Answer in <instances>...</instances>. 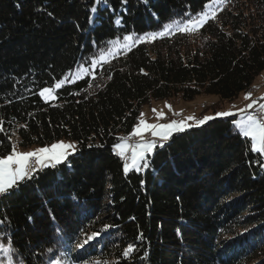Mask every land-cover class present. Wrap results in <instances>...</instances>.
<instances>
[{
  "label": "trees",
  "instance_id": "trees-1",
  "mask_svg": "<svg viewBox=\"0 0 264 264\" xmlns=\"http://www.w3.org/2000/svg\"><path fill=\"white\" fill-rule=\"evenodd\" d=\"M211 2L0 0V158L13 145L76 143L70 165L44 168L0 198L11 264L61 254L66 264H264V158L237 116L173 134L141 171L125 174L114 148L153 100L252 92L264 71V0H227L198 31L120 50L95 79L68 76L110 41L161 31ZM66 76L54 101L38 95ZM93 232L102 234L79 248Z\"/></svg>",
  "mask_w": 264,
  "mask_h": 264
},
{
  "label": "snow or ice",
  "instance_id": "snow-or-ice-1",
  "mask_svg": "<svg viewBox=\"0 0 264 264\" xmlns=\"http://www.w3.org/2000/svg\"><path fill=\"white\" fill-rule=\"evenodd\" d=\"M101 0H96V3L99 4ZM106 3L107 0H104ZM227 0H212L211 3L206 5V8L209 10H201L196 14L185 13L187 17L184 20H181L176 23L175 27L180 32H195L202 28L208 20L215 19L216 12L212 11L215 6L219 4L226 3ZM122 3L126 4L127 0H122ZM190 7V6H189ZM93 13L97 11L95 7L91 9ZM51 15V14H50ZM117 24H120V21H116ZM174 25L172 23L166 24L163 26V31L147 32L144 34L129 33L123 36V49L130 50L134 45H139L142 42L154 41L156 38H163L170 29H173ZM112 44L118 43V41H110ZM95 45V41H93ZM115 51H108L105 53L101 51L99 57L95 56L91 58H85L84 61L80 63V66L75 69V78H91L95 79L97 70H103L104 64L108 61L105 59V56L113 57L115 56ZM72 73L69 72L68 76H71ZM68 77L57 81L55 83V88L59 89ZM50 87H44L39 92L38 95L41 96L45 101L48 100V94L50 93ZM78 93H73L76 95ZM247 99L251 98V93L246 97ZM249 104L247 109H241L240 113H233L230 111H221L216 114V117L205 116L202 120L196 122L197 126H200L206 123L208 120L214 118H225L238 115L239 119L234 121L235 125L239 129L240 133L246 137L250 138L252 141V150L264 154V104H260L258 111L255 114L249 113L243 115L247 112L248 109H253L254 104ZM171 107V106H169ZM155 111V110H153ZM175 115V113H174ZM159 119H165L163 113L158 114ZM188 120L195 119L194 117H188ZM3 122L0 121V131H3L2 127ZM191 127L186 120H172L169 123L161 124H149L146 121L141 120L140 123L135 126L132 136L138 137L139 142L135 145H130L127 142L117 143L114 145V148L118 150V154L121 157H125V163L123 170L127 174L130 170L141 171L149 167V157L154 155L157 148H163L165 142L169 141L174 133L183 132L186 128ZM148 133L152 139H146L145 134ZM131 153L130 157L128 153ZM75 154V146L72 144H66L64 142H58L50 146L42 147L38 150L27 151V152H18L15 145H13L12 152L6 158H0V198L8 196L11 194V190L18 188L21 182L25 180H32L35 174L41 171L44 168H54L56 165L70 161L68 157ZM54 162V163H53ZM143 183V182H142ZM73 199H76V195H72ZM28 220L31 222L32 217H28ZM4 219H0V225L5 224ZM102 233L93 232L90 237L85 239L78 246L83 250L86 249V245L89 244L91 240L98 238ZM143 239V236L139 237ZM243 243V241H241ZM13 249L14 245L11 241L6 243H0V254L3 258L0 259V264H4V261L7 260L8 264H11L13 259ZM135 249L132 246H129L128 250L123 253L124 256H128L129 252L134 251ZM49 264H66L63 254L60 257L53 256L50 258Z\"/></svg>",
  "mask_w": 264,
  "mask_h": 264
},
{
  "label": "rangeland",
  "instance_id": "rangeland-1",
  "mask_svg": "<svg viewBox=\"0 0 264 264\" xmlns=\"http://www.w3.org/2000/svg\"><path fill=\"white\" fill-rule=\"evenodd\" d=\"M213 9L211 10L214 11ZM205 10H209V9L206 8ZM176 23L177 22L172 23L174 27L173 29H170V30H176V27H175ZM161 31H163V29ZM123 43H124L123 40L118 41V43L113 44V46L111 47L109 51H115V53L117 54L120 50H124ZM108 58L110 57L106 55L105 59L107 60ZM74 76H75V72L71 75L72 81L79 79V78L73 79ZM252 88H254L252 89V92L254 93L249 92V91L247 93H242L241 95H239V97H237L236 99L232 101H221L220 98L216 95L199 96L192 101H180V102L170 101V100H153L149 103L144 104L141 107L139 119L135 126H137L141 120L146 121L149 124H161V123H169L172 120L184 119L189 125H191V127H188L185 129L187 130L192 127H196L197 126L196 122L199 120H202L205 116L216 117V114L221 111H230L233 113H240L241 109H247V106L249 104H253V102H256L254 104L253 109H248L247 112L243 113V115H247L251 111L256 112L259 108V105L264 104V71L256 78L254 82V86ZM256 88L258 89V91ZM56 90L57 89L55 87L53 89L51 88V91L48 94L47 101H54L56 99V93H55ZM249 93H251V98L247 99L246 97ZM159 113H163L165 116V119H162V120L159 119L158 118ZM234 116H237L236 120L239 119L238 115H234ZM188 117H194L195 119L188 120L187 119ZM130 136L128 137L129 140L130 138H135L132 135ZM145 138L152 139V137L148 133L145 134ZM127 140L128 139L126 138V140H123L120 143L127 142L128 144H130ZM58 142H64L66 144L70 143L75 146V151H76V143L74 141L61 139V140L54 142L53 144H56ZM251 145H252V141H251ZM15 147L18 152L34 151V150H38L42 148V147L34 146L28 149H22L18 147L17 145ZM261 155L264 158V154L261 153ZM119 157L122 160L120 155Z\"/></svg>",
  "mask_w": 264,
  "mask_h": 264
},
{
  "label": "built area",
  "instance_id": "built-area-1",
  "mask_svg": "<svg viewBox=\"0 0 264 264\" xmlns=\"http://www.w3.org/2000/svg\"><path fill=\"white\" fill-rule=\"evenodd\" d=\"M256 112L255 111H251L250 113L255 114ZM127 141L130 143V145H135L136 143L139 142V138L138 137H135V139H130V140H127ZM130 155H131V153L129 152L128 153V156L130 157Z\"/></svg>",
  "mask_w": 264,
  "mask_h": 264
},
{
  "label": "bare ground",
  "instance_id": "bare-ground-1",
  "mask_svg": "<svg viewBox=\"0 0 264 264\" xmlns=\"http://www.w3.org/2000/svg\"><path fill=\"white\" fill-rule=\"evenodd\" d=\"M256 92V91H255ZM131 137V136H130ZM135 137V136H134ZM128 140H129V138H127ZM130 139H135V138H130ZM122 158V160L125 162V157H121Z\"/></svg>",
  "mask_w": 264,
  "mask_h": 264
}]
</instances>
